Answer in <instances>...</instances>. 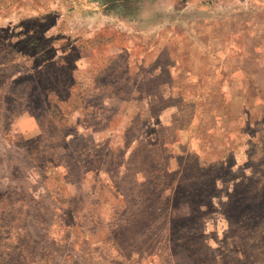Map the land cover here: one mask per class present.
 <instances>
[{"label": "rangeland", "instance_id": "rangeland-1", "mask_svg": "<svg viewBox=\"0 0 264 264\" xmlns=\"http://www.w3.org/2000/svg\"><path fill=\"white\" fill-rule=\"evenodd\" d=\"M0 0V264H264V0Z\"/></svg>", "mask_w": 264, "mask_h": 264}, {"label": "built area", "instance_id": "built-area-1", "mask_svg": "<svg viewBox=\"0 0 264 264\" xmlns=\"http://www.w3.org/2000/svg\"><path fill=\"white\" fill-rule=\"evenodd\" d=\"M193 1L196 3H211V4H213V3L219 2L220 0H193Z\"/></svg>", "mask_w": 264, "mask_h": 264}, {"label": "trees", "instance_id": "trees-1", "mask_svg": "<svg viewBox=\"0 0 264 264\" xmlns=\"http://www.w3.org/2000/svg\"><path fill=\"white\" fill-rule=\"evenodd\" d=\"M110 2H111V4H114V0H111Z\"/></svg>", "mask_w": 264, "mask_h": 264}]
</instances>
